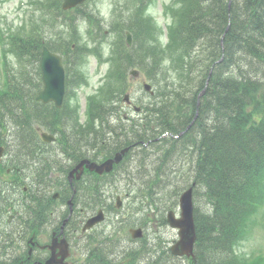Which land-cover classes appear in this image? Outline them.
<instances>
[{"label": "trees", "instance_id": "trees-1", "mask_svg": "<svg viewBox=\"0 0 264 264\" xmlns=\"http://www.w3.org/2000/svg\"><path fill=\"white\" fill-rule=\"evenodd\" d=\"M185 1L165 48L169 56L178 58L171 64L172 76L162 75L157 57L164 48L155 39V44L149 40L147 28H140V22L135 21L133 27L123 28L120 34L122 25L118 30L121 42L114 43V65L105 78L104 93L100 98L88 99L85 124H81L79 107L73 102L76 96H71V90L83 83L77 85L79 81L75 83L70 75L74 54L70 44L58 46L53 38L45 41L44 31L36 30L34 25L29 35L12 36L10 45L23 68L19 73L9 70L8 74H13L0 93V146H6L12 158L23 161L24 166L28 162L38 164V173L33 177L40 173L42 178L32 192L31 204H36L35 213L41 214L54 203L44 194L57 183L51 177L54 170L67 177L72 164L86 157L107 158L130 146L140 158L137 166L142 173L136 182L131 180L134 174L130 167L137 156L131 152L116 172L96 178L94 185L74 184L75 207L86 205L93 211L106 204L104 184L107 187L122 169L127 175L122 178L133 185L129 207L138 205L134 214L146 208L173 209L181 193L196 183L194 258L181 263L169 259L166 250L159 258L164 248L158 246L159 255L148 264H247L235 247L251 225L264 218V0ZM61 3L58 0L54 6L57 17L66 14L60 10ZM66 18L72 19L68 22L70 34L76 36L74 18ZM126 31L134 34L132 48L124 40ZM143 36L148 39L140 46ZM44 45L65 57L67 96L61 109L36 100L43 88L39 62ZM138 67L145 72L149 68L147 76L155 95L143 105L141 118L125 121L119 104L128 90L126 75ZM36 126L58 135L66 163L57 157L53 145L42 141ZM70 195L69 189L63 190L64 199ZM0 197H5L1 191ZM4 209L0 201V212ZM146 218L147 213L139 220H127L126 225L145 226ZM5 231L14 233L17 229ZM12 241L13 237L0 241L4 253ZM88 244L92 248L82 264H108L117 241L93 237ZM153 252L147 246L127 251L126 258H130L129 264H137ZM0 264L4 262L0 260Z\"/></svg>", "mask_w": 264, "mask_h": 264}, {"label": "rangeland", "instance_id": "rangeland-1", "mask_svg": "<svg viewBox=\"0 0 264 264\" xmlns=\"http://www.w3.org/2000/svg\"><path fill=\"white\" fill-rule=\"evenodd\" d=\"M57 1L58 0H0V93L6 89L9 75L13 74H8L9 70L14 69L15 73H19L23 68L22 62L13 52V46L10 45L9 38L13 36L14 33L19 35H29L33 31V25L36 30H47L45 36L57 40L58 42L56 45L63 46V44L69 43L72 46L71 49L74 54L72 55L73 61L70 64V75H73L75 78V83L79 81L77 85L80 83H83V85L81 88H73L71 90V96H76V101L73 102L78 105L83 118H85L87 114L88 99L91 97L100 98L104 93L102 88H104L105 78L112 65H114L112 60L113 46L114 43L121 42V37L117 33L115 27L117 24L128 27H133L132 24L135 21L143 24L144 26L139 23V27L147 28L146 35H149V40L151 39L155 44V39L157 44L164 48L159 51V56L157 57L159 66L161 65L162 70L164 71L162 75L165 76V78L168 77L169 74L170 77L172 76L171 64L178 58L172 55L169 56L170 51L165 50V46H168L167 34L168 29L177 25V14L178 11L182 13L186 6L185 0H88L79 12L76 11L71 14L72 16L78 17L75 26L77 30L76 36L70 34L72 32L71 28L64 24L63 21L57 23V19V21L54 22V17H56L54 6ZM176 3L178 6H173ZM171 8H174V10ZM85 13H94V21L81 16ZM63 20L65 21L64 18ZM112 31L114 33H112ZM147 39L148 36L141 37L140 40H142V43L140 46H142ZM165 61L168 63L165 64ZM148 69L149 68L145 70L148 71ZM126 78L130 85L129 88L132 94V99L140 102L147 99L145 94L139 90L147 79L145 74H139L137 77H132L127 74ZM122 106L125 107V112H127V114L129 112L132 117L136 116V113L126 105ZM119 110L122 111V108L119 107ZM59 146L60 145L56 144L52 147L55 154L58 152ZM60 155H62L61 152ZM10 158L11 156L9 155L8 163L12 164ZM60 160L63 163L68 161L66 156H63ZM58 161L59 159H56V164ZM138 163H140L139 157L133 160L134 169H131V171L134 174L136 173V170L139 171L136 175L131 176L133 182H136V176H138L139 173H142L140 171L141 168L137 166ZM37 167L38 164L27 173L29 175V181L27 180V184L30 185L33 182L35 183L36 188L37 185L38 187L40 186L38 182H41L42 178V175L39 173L38 177L36 176L33 179V175L38 173ZM53 172L57 177L55 180L59 181V178H61V172L59 170H54ZM145 179L148 180V178ZM65 182H67L66 179ZM116 189H118L123 196L124 209L119 215H124L125 217L128 215L126 210L130 205V199L125 198L129 194V186L127 182L121 178L120 184L119 186H116ZM115 192L116 190L111 188L105 192L104 200L107 204L112 205L113 202H110L111 198H109L108 201L106 196L110 197ZM4 195H8L13 199L12 195H14V193L11 190H8L7 192H4ZM200 204L203 206L202 202ZM61 210H64V207H61ZM139 219L140 218L137 216L129 218V220ZM119 220L120 219L110 213L109 219L105 224L108 226L107 233L114 231ZM0 227H2V225H0ZM155 231H157L155 227L146 229L142 241L131 243V247L135 249H141L148 246L149 251L154 250L152 256L147 255V257H144L139 261V264H148L150 259L153 258L154 260V257H157L156 250L158 249V246L160 249L162 246L160 243L156 242L157 239L163 236L167 241H172L177 235V233L172 231L169 227L161 228L160 234ZM120 234L123 235V232H120ZM128 243L129 241L127 239H122L123 250H127L130 247ZM237 245L238 246H236L235 250L241 260L247 262V264H264L263 224L259 225L258 221L251 225L246 237ZM73 254H75V251ZM160 255L162 256V253H160ZM122 259L123 256L117 258V260ZM261 261H263V263ZM126 262L127 260H124L119 264H126Z\"/></svg>", "mask_w": 264, "mask_h": 264}, {"label": "water", "instance_id": "water-1", "mask_svg": "<svg viewBox=\"0 0 264 264\" xmlns=\"http://www.w3.org/2000/svg\"><path fill=\"white\" fill-rule=\"evenodd\" d=\"M86 0H65L63 3L64 9L73 8ZM128 42L131 44V35L128 34ZM41 69L43 73L44 89L39 93L37 100L43 103L55 102L57 107H61L63 104L65 96V69L63 66L62 58L49 50V48L44 47L41 57ZM132 74L136 75L137 72L133 71ZM146 89H150L149 85H146ZM43 138L47 142H52L54 137L46 133L43 134ZM127 151H123L120 154H117L114 160H109L102 165H97L95 163H90L89 161H83L78 165L71 175L76 172L78 169L83 170L84 165L91 171H97L102 174L103 172H110L113 168V163L120 162L122 155ZM181 207V218L177 219L174 213L169 215V222L172 227L178 228L180 230V241L174 245L172 251L178 255H190L193 252L194 244L196 241V229H195V220H194V204H193V188L187 190L180 199ZM103 215L100 213V216L91 220L86 228L92 227L97 222L101 221ZM134 237H142L143 231L141 229L133 231ZM62 258L58 261L55 256L52 257L47 264H56L63 261L67 257V253H61Z\"/></svg>", "mask_w": 264, "mask_h": 264}, {"label": "flooded vegetation", "instance_id": "flooded-vegetation-1", "mask_svg": "<svg viewBox=\"0 0 264 264\" xmlns=\"http://www.w3.org/2000/svg\"><path fill=\"white\" fill-rule=\"evenodd\" d=\"M88 179V172H84V174L78 177V174L75 173L72 177V182H85ZM72 214L68 217H64L60 225H56L57 217L56 212H53V219L56 220V223L53 226H48L47 229L50 231H41L43 226L42 223L37 219H34L33 225L35 228L30 227L27 223H24L22 227L19 228L18 236L20 244L18 242H10L8 252V256L5 258L4 264H34V263H46L47 260L51 257L54 251L51 249V246H54L55 253H59L62 250V243L66 245V242L69 243L70 249L72 248V240L74 239V234L72 231H77V229H73V225L71 222V218L74 216V209L70 211ZM41 223L39 225V222ZM26 229H33L34 235L29 237H24L23 233ZM1 238V237H0ZM9 241V240H7ZM63 241V242H62ZM66 241V242H65ZM7 243V242H6ZM55 244V245H54ZM20 246V249L18 250ZM17 255H12L17 253ZM71 257V256H70ZM66 262H72V257Z\"/></svg>", "mask_w": 264, "mask_h": 264}, {"label": "bare ground", "instance_id": "bare-ground-1", "mask_svg": "<svg viewBox=\"0 0 264 264\" xmlns=\"http://www.w3.org/2000/svg\"><path fill=\"white\" fill-rule=\"evenodd\" d=\"M68 137V136H67ZM70 138V137H69ZM109 138V137H108ZM110 141V140H109ZM71 142V141H70ZM111 142H113V141H111ZM119 148V147H118ZM118 150V149H117ZM120 150V149H119ZM131 155V154H130ZM133 155V154H132ZM128 158V157H127ZM130 160V159H129ZM126 163V162H125ZM127 164V163H126ZM122 171V173H120L122 176L123 175H126L125 173H124V171H123V169L121 170ZM37 190V189H36ZM47 190V189H46ZM43 191V190H42ZM37 192V191H36ZM46 196V195H45Z\"/></svg>", "mask_w": 264, "mask_h": 264}, {"label": "clouds", "instance_id": "clouds-1", "mask_svg": "<svg viewBox=\"0 0 264 264\" xmlns=\"http://www.w3.org/2000/svg\"><path fill=\"white\" fill-rule=\"evenodd\" d=\"M163 39V38H162ZM168 62L167 61H165V64H167Z\"/></svg>", "mask_w": 264, "mask_h": 264}]
</instances>
